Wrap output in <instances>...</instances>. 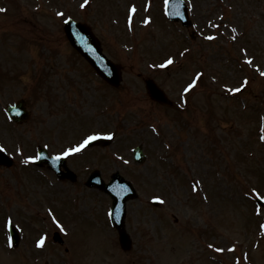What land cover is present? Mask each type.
<instances>
[{
	"label": "rangeland",
	"instance_id": "1",
	"mask_svg": "<svg viewBox=\"0 0 264 264\" xmlns=\"http://www.w3.org/2000/svg\"><path fill=\"white\" fill-rule=\"evenodd\" d=\"M15 1H19L21 5L16 3L13 12L6 18L12 19V22L24 19L27 21L24 24L34 32L33 36L8 23L6 29L13 30L14 33L19 29L21 38L24 37L29 43L19 56L22 54L33 59L43 54L45 57L42 59L47 63L46 57H53L54 60L47 66L49 75L44 77L48 79L52 75V85L49 88L52 94L44 97L34 94L28 96L33 114L31 121L13 132V127L0 118V142L15 154L17 160L13 170L0 169V264H214L207 258V255H211L208 251H213L208 243L227 244L222 236L225 232L232 239L239 238L249 245L244 246L243 251L252 250L251 260L241 264H264V238L258 237L257 226L250 225L264 219V208L250 204L251 199L257 198L256 192L264 196V144H259L262 139L259 140L257 130L262 122L260 119L264 117V108L259 107V102L264 97V75L261 74L264 73V68L255 70L256 82L248 84L250 86L244 92L245 102L236 101L229 97L226 89H222L220 81L225 83L231 75L239 74L236 70L233 72L232 67H226V49L230 50L231 44L225 41L214 42L212 45L222 44L224 48L208 47L205 55H201L197 62L193 60L191 39L183 30L176 32L171 27L163 29L157 23H150L143 28L136 23L134 30L129 32L124 21L123 25L119 22L118 26H112L116 33L105 31V26V30L95 27L98 36L100 34L102 38L104 50L120 64L123 71L122 86L115 92V121L119 111L131 112L135 122L145 121L143 128L129 133L132 136V147L138 142L145 143L148 159L142 165L134 164L129 154L118 153L123 157L110 159L113 150L104 148L106 150L103 151L108 154L109 161L105 166L112 170L122 169L140 190L139 195L127 203L126 226L133 238V247L124 252L118 242V233L114 230L112 235L107 226L105 214L111 199L106 194L85 190L81 179L60 182L55 177H49L48 182H41L40 179L35 181V167H31L34 175L24 174L25 168L20 164L21 158L25 161L27 156L33 155L31 152L39 142L48 144L53 152H60L66 145L79 139L78 133L68 132L70 126L67 130L60 127L63 122L59 119L64 117L65 112L61 109H65L66 99H70L72 106L67 110L70 115L68 120L73 117L85 134L90 126L97 130L106 123V118L101 116L100 121L93 124L92 110H95V105H90L89 93L92 94L91 83L97 81L90 76L88 68L70 53L68 45L60 41L62 29L60 20L55 16L61 12L58 10L68 12L66 9L70 8L73 11L69 13L76 18L86 17L89 10L81 11L83 0H76L74 5L68 3L70 0H51V6L50 0L35 3L30 0L33 3L27 5L23 2L26 0ZM117 1L97 0L92 11L96 9L97 3H105L106 7H117L122 19L123 9ZM145 1L132 0L131 3L142 6ZM149 1L146 3L149 4ZM227 2L228 7L232 6L233 9L240 7L238 3L241 4L242 8L236 9L227 23L240 25L244 35L240 46L248 47L254 57H259L257 63H260L264 60V0ZM153 3L158 11L160 0H154ZM37 6L41 7L38 13H32L31 10L35 11ZM195 6V23L201 28L210 22L219 23L222 15L220 12L225 9L223 0H198ZM49 13L53 15L44 16ZM2 18L0 17V21ZM161 24L165 26L164 22ZM167 31L169 33H165ZM15 40L21 43L23 39ZM199 42L200 40L196 42V49L200 48ZM236 50L239 51L238 48ZM168 59H173L174 63L161 67ZM41 64L42 61H39V65ZM199 70H204L206 76L211 73L212 82L219 84L220 88L216 90L215 86L209 87V78L204 79L203 84L200 80L197 88L199 92L190 96V113L177 114L179 112L167 110L147 98L146 78L154 79L169 96L179 102L185 91L182 88L190 81L189 85L193 84L194 73ZM56 77L63 82L56 84ZM5 81L1 71L0 85ZM251 88L254 89L251 90L252 98L247 94ZM109 89L103 83H98L96 88L100 94L108 93ZM208 90L213 94L206 92ZM28 94L29 88H23L20 83L11 88L4 84L0 91V104ZM256 96L260 98H255ZM76 99L79 104L74 108L73 102ZM105 99L106 97L100 98V107ZM243 106L248 108L243 109ZM262 106L264 107V103ZM86 118L91 123H85L81 127V123L87 122ZM149 125L158 129L160 138H155L149 132ZM127 126L134 128L132 123ZM125 133L126 131H119L118 136ZM19 137L27 141L26 147L19 144ZM139 138L140 141L135 143ZM165 143L171 148L172 158L165 153ZM249 143L257 158L251 160L245 156V151H238L239 156L236 157L238 152H234V147L240 150L243 145L247 149ZM160 150L168 160L174 159L176 164L180 162L185 175H177L172 166L161 162L157 157ZM100 159L87 162V166ZM235 160L240 162V167L235 165ZM187 166L195 171L189 173ZM195 179L199 180L195 185L196 190L190 183ZM157 197L161 200L164 198L166 203H161L159 207L153 206V199ZM254 211L262 215L261 219L254 217ZM53 216L62 228L55 223ZM9 218L13 219L21 233V241L16 248H11L10 245L8 248L5 243V238L8 239L9 235L4 229ZM251 226L255 228L252 229ZM57 229L61 230L64 246L52 241ZM259 230L261 232L262 229ZM253 235L259 240L258 251L251 248L249 240H254L250 237ZM42 237L45 238V243L39 247L37 242Z\"/></svg>",
	"mask_w": 264,
	"mask_h": 264
},
{
	"label": "snow or ice",
	"instance_id": "2",
	"mask_svg": "<svg viewBox=\"0 0 264 264\" xmlns=\"http://www.w3.org/2000/svg\"><path fill=\"white\" fill-rule=\"evenodd\" d=\"M87 4H88V0H84V4H82L81 7H85V6H87ZM0 11H4V9H0ZM130 11H131V13L134 14V13L137 11V9H136L135 6H132V8L130 9ZM58 15L63 16L64 13L60 12V13H58ZM148 22H150V21H148ZM129 24H131V17L129 18ZM232 31L235 32L236 29L233 28ZM208 39H209V40H214V39H216V37H214V36H209ZM233 39H235V37H233ZM173 63H174L173 59H168L164 65H161V67H166V66L171 65V64H173ZM247 63H248V64H252L253 61H252L251 59H249V60H247ZM261 74L264 75V73H261ZM197 79H199V76H197ZM244 83L246 84L247 81H244ZM194 86H195V83L190 84V85L188 86V88L185 89V91H189V90L192 89ZM228 91H230V92H239V91H241V89H240V88L228 89ZM99 138H101L99 134L89 136L87 139H85V140L83 141V143H80V144L76 145L75 147H69L66 151L63 152V155H64V156H67V155H69V154L79 153V152H81V151H82V150H83V149H84V148H85L90 142H92V141H94V140H97V139H99ZM107 138H108V139H111L112 136H111V135H108ZM262 138H264V137H262ZM0 150H3V145H0ZM60 158H61L60 156H57V157H56V159H58V160H59ZM29 159H30V160H34V159H36V158H35V157H30ZM256 195H257V197H258L259 199L264 200V196H260L259 192H256ZM156 199L159 200L160 203H163V202H164V201L161 200L159 197H157ZM53 220L56 221L57 225L60 226V227L62 228V225H59V221L56 220V217H55V216H53ZM7 223H8L9 226L12 225V220H11V218H9V220H8ZM44 243H45V238L42 237V238L37 242V245L40 246V247H42V246L44 245ZM209 247H213V245H209ZM215 250H216L217 252H223V251H224L223 248H216ZM232 250L234 251V249H232Z\"/></svg>",
	"mask_w": 264,
	"mask_h": 264
},
{
	"label": "water",
	"instance_id": "3",
	"mask_svg": "<svg viewBox=\"0 0 264 264\" xmlns=\"http://www.w3.org/2000/svg\"><path fill=\"white\" fill-rule=\"evenodd\" d=\"M114 78L116 79V78H118V76H115ZM115 79H114V80H111V81H112V82H115ZM115 83H117V82H115Z\"/></svg>",
	"mask_w": 264,
	"mask_h": 264
}]
</instances>
